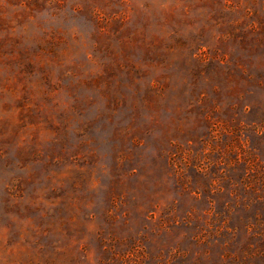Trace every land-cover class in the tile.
Segmentation results:
<instances>
[{"label":"rangeland","instance_id":"1","mask_svg":"<svg viewBox=\"0 0 264 264\" xmlns=\"http://www.w3.org/2000/svg\"><path fill=\"white\" fill-rule=\"evenodd\" d=\"M0 264H264V0H0Z\"/></svg>","mask_w":264,"mask_h":264}]
</instances>
